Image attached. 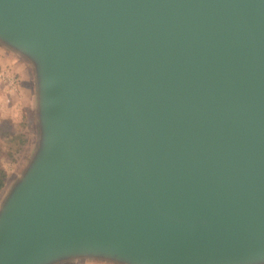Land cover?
<instances>
[{
	"label": "water",
	"instance_id": "water-1",
	"mask_svg": "<svg viewBox=\"0 0 264 264\" xmlns=\"http://www.w3.org/2000/svg\"><path fill=\"white\" fill-rule=\"evenodd\" d=\"M39 142L0 264H264V0H0Z\"/></svg>",
	"mask_w": 264,
	"mask_h": 264
},
{
	"label": "rangeland",
	"instance_id": "rangeland-1",
	"mask_svg": "<svg viewBox=\"0 0 264 264\" xmlns=\"http://www.w3.org/2000/svg\"><path fill=\"white\" fill-rule=\"evenodd\" d=\"M4 52L10 54L9 52ZM12 55V54H10ZM24 67L23 75L14 73L17 78V87L13 90L8 82L4 84L8 96L4 100L3 109L11 108L14 95L17 102L13 111L2 112L0 117V164L6 172V186L0 192V207L10 192L11 186L24 174L33 158L39 142V126L37 120V102L34 98V77L27 64L12 55ZM16 94V95H15ZM68 264H100V263H68Z\"/></svg>",
	"mask_w": 264,
	"mask_h": 264
},
{
	"label": "crops",
	"instance_id": "crops-1",
	"mask_svg": "<svg viewBox=\"0 0 264 264\" xmlns=\"http://www.w3.org/2000/svg\"><path fill=\"white\" fill-rule=\"evenodd\" d=\"M9 70L10 73L14 74V73H18L20 74V78L21 75H23L22 70H24V67H22L18 62L17 59H14L12 57V55L6 53L3 51L2 48H0V71L2 70ZM3 88H5L4 84L2 83V81L0 80V117L2 112H9V110L12 112L15 103L17 102V98L16 96L14 97V95H9L12 98V106L11 108H7L6 110L3 109L2 106H4V100L6 99V97L8 96V93H6L5 89L3 91ZM16 95V94H15ZM13 107V108H12Z\"/></svg>",
	"mask_w": 264,
	"mask_h": 264
},
{
	"label": "built area",
	"instance_id": "built-area-1",
	"mask_svg": "<svg viewBox=\"0 0 264 264\" xmlns=\"http://www.w3.org/2000/svg\"><path fill=\"white\" fill-rule=\"evenodd\" d=\"M0 77H1L2 81L8 82V85L11 88V90H13L17 87V84H18L17 81L18 80H17L15 75L10 73L9 70L5 69V70L0 71Z\"/></svg>",
	"mask_w": 264,
	"mask_h": 264
},
{
	"label": "trees",
	"instance_id": "trees-1",
	"mask_svg": "<svg viewBox=\"0 0 264 264\" xmlns=\"http://www.w3.org/2000/svg\"><path fill=\"white\" fill-rule=\"evenodd\" d=\"M6 178H7L6 172L0 164V192L6 186Z\"/></svg>",
	"mask_w": 264,
	"mask_h": 264
}]
</instances>
